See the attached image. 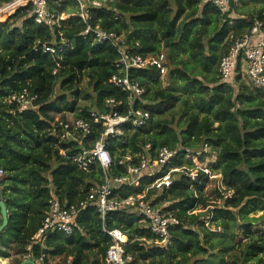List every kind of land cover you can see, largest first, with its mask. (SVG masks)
<instances>
[{
    "label": "trees",
    "instance_id": "16d2710c",
    "mask_svg": "<svg viewBox=\"0 0 264 264\" xmlns=\"http://www.w3.org/2000/svg\"><path fill=\"white\" fill-rule=\"evenodd\" d=\"M11 1L0 0V7ZM98 1L99 7L89 4L90 25L124 34L126 44L137 47L144 57L166 51L164 75L154 66L131 72V78L145 88L142 101L134 106L141 103L150 111L149 124L137 129L124 126V142L108 138L115 161L110 169L99 165L90 172L81 169L75 157L77 143L58 133L51 112L68 109L67 93L60 89L80 71L86 74L92 94L86 95L91 106L77 117L87 118L91 110L112 111L107 99L122 101L119 110L125 113L128 94L111 81L119 72L114 65L118 51L96 44L92 35L83 38L87 23L79 16L77 0H49L48 8L57 17L69 14L53 26L36 22L31 3L10 16L15 4L1 10L0 19H5L0 21V168L7 175L0 180V199L6 203L9 222L0 232V257L9 258L11 264L28 258L41 264L39 258L45 253L62 261L71 259V264H104L113 244L106 228L126 234L124 250L138 263L264 264V236L252 230L261 217L250 216L264 211V92L236 73L231 82L223 81L218 68L230 32L241 35L256 19L264 29V0H240L226 13L197 0ZM236 9L241 17L230 25ZM41 43L62 50L45 53ZM164 76L167 86L162 83ZM25 88L37 94V107L18 110L8 98ZM102 132L103 127L95 125L93 136ZM205 145L210 152L203 151ZM163 146L179 150L171 164L178 170L170 188L157 192L146 178L147 186L123 185L114 193L119 199L144 193L153 204L168 202L165 210L180 219L171 231V244L159 243L132 209L111 211L102 220L93 205L79 214L72 234L49 231L33 240L52 198L68 205L91 200L93 184H102L106 175L127 173V166L119 164L122 156L131 154L137 163ZM189 149L200 152V161L212 151L217 153L195 179L190 173L196 166L184 159ZM208 170L220 172L226 193H233L226 197L217 190L219 205L204 193ZM239 233L248 238L244 248L235 243Z\"/></svg>",
    "mask_w": 264,
    "mask_h": 264
},
{
    "label": "built area",
    "instance_id": "2783aa9c",
    "mask_svg": "<svg viewBox=\"0 0 264 264\" xmlns=\"http://www.w3.org/2000/svg\"><path fill=\"white\" fill-rule=\"evenodd\" d=\"M59 3L60 0H52ZM200 4L210 3L215 6L221 13H226L231 10L233 4H238L240 0H197ZM80 5L79 16L87 23V27L82 33L84 39L92 35L94 42L101 46L111 45L119 54L115 62V67L118 73L111 77L112 83L127 92V110L121 113L119 107L123 104L122 101L115 99H107L105 104L112 108V111L101 112L91 110L89 117H76L66 119L58 124L59 134L71 142L78 145L76 160L81 169L90 172L93 165H99L104 170L111 168L115 164L114 158L109 149L108 138H117L124 142L126 129L124 126L130 125L132 129L143 128L149 124L151 113L141 103L137 107L134 102L142 98L145 94L144 86L137 80L131 78V72L135 69H144L150 66L156 67L161 75L166 73V55L161 52L157 55L144 57L138 52L137 47H131L126 44L124 34H117L114 31H109L99 25L92 26L89 24L91 18L89 4L96 7L101 6L98 0H77ZM15 4L12 8L23 7L32 4V14L37 23H46L53 26L59 19H65L69 14H62L57 17L50 12L48 5L49 0H13L5 4L0 10ZM11 10V12H12ZM11 15V14H10ZM9 15V16H10ZM8 17V16H7ZM116 19L120 18L118 14ZM235 19L231 18L229 24L232 25ZM228 49L221 57L219 63V73L223 81L231 82L234 78L238 67L242 65L243 72L249 79V83L264 92V29L263 24L258 19L250 29L237 35L230 32L228 35ZM40 44V41H38ZM42 50L45 53L56 54L62 48H56L55 45L41 43ZM37 94H32L25 88L20 92L13 93L9 96L8 102L14 104L18 110L34 109L37 107ZM57 122V121H55ZM95 125L103 127V132L97 138L93 136ZM149 148L150 145H147ZM203 151L210 152V147L205 145ZM179 153L178 149H173L168 146L159 147L154 156H142L138 162L133 161L131 154H125L119 160V164L127 166V173L122 176H105L102 184H93L90 187V199L81 201L78 204H62L57 198H52L49 202L48 210L42 222V226L34 235L33 240H38L49 231H60L67 235L73 233L77 223V217L88 206H95L98 215L102 220H105L107 214L114 210L132 209L133 212L141 219L142 223H146L151 233L157 238V241L165 247L171 244V231L180 224V219L172 212L165 210V203L161 205L153 204L152 201L146 199L145 194H133L127 198H118L115 195V190L119 187L126 186H147L145 179L150 181V187L160 192L167 190L173 184V172L178 168L171 166ZM199 151L189 149L185 154V160L192 163L197 169L199 163ZM199 171H191V179L198 177ZM6 171L0 168V180L6 177ZM233 193H225L229 197ZM94 200V201H93ZM107 232L113 244L108 248L104 264H146L136 262L132 254H127L124 250V245L127 242L126 234L120 229L108 230ZM31 245L28 246V249ZM48 259V262H46ZM39 262L41 264H71V259L62 261L59 258H52L45 253H42Z\"/></svg>",
    "mask_w": 264,
    "mask_h": 264
},
{
    "label": "rangeland",
    "instance_id": "374dc122",
    "mask_svg": "<svg viewBox=\"0 0 264 264\" xmlns=\"http://www.w3.org/2000/svg\"><path fill=\"white\" fill-rule=\"evenodd\" d=\"M2 7H0V8H2ZM7 9H8V7H5L2 10H7ZM16 9H17V7L15 9H13L10 14L14 13ZM0 12H1V10H0ZM1 14H3V13H1ZM232 16L235 18H239V17H241V14H239L237 9H236L232 12ZM4 19H0V21H2ZM226 51H227V49L225 51L223 50L222 54H223V52L225 53ZM164 52H166V51L164 50ZM222 54H221V56H222ZM239 67H240V69L236 71V76L241 75L242 81L249 85L250 81H249L248 77L246 76V74L243 72L242 65H240ZM166 76L161 78L164 86L168 85V82L166 81ZM235 82L236 81H234V85H236ZM60 90H61V93H65V92L67 93V97H68L69 102H68V109L65 108L64 110H62L60 112L59 111L51 112L52 118L55 121H57L58 123L66 120V119L76 118L78 115V112L81 109H84L85 107L91 106L90 97L86 96V95H91L92 89L89 85V81H88V78H87L85 73L80 72V71H76L72 83L69 85L63 86V88H61ZM56 99L58 100V104L61 107H64V105H65L64 102L60 101L59 97L58 98L56 97ZM56 126L58 127V125H56ZM54 127H55V125H54ZM52 132H53V130H52ZM216 158H217V153L212 151L211 154L206 156L203 161H199L197 169H193V171H196V170L199 171L202 169L206 170L207 165L209 163H213L216 160ZM217 190H219L223 193H226L222 175L218 171H214V172L209 171V181H208L207 186L204 190V193H205L206 197L211 199V201H212L211 203H215V204L217 203V205H219L221 203V198L218 196ZM165 203H168V202H165ZM210 208H213V206H211ZM250 216L251 217H254V216L255 217H261L258 225H254L252 227V230L257 231L258 234H261L264 236V211H257L256 210V211L250 213ZM212 229H215V228L212 227ZM247 241H248V238H246L243 233H239V235L235 238V243L236 244L242 243V245H243L242 248L245 247V244L247 243ZM9 249L10 248H7L6 250L10 251ZM234 251L236 252V250H234ZM9 260L7 259V260L2 261V259H0V264H7L9 262H6V261H9ZM10 263H11V260H10Z\"/></svg>",
    "mask_w": 264,
    "mask_h": 264
},
{
    "label": "water",
    "instance_id": "95a60500",
    "mask_svg": "<svg viewBox=\"0 0 264 264\" xmlns=\"http://www.w3.org/2000/svg\"><path fill=\"white\" fill-rule=\"evenodd\" d=\"M0 212L2 216V223L0 224V232H2L7 227L8 222H9L8 209L3 199H0ZM27 263L35 264L34 261L30 258L25 259L22 264H27Z\"/></svg>",
    "mask_w": 264,
    "mask_h": 264
},
{
    "label": "crops",
    "instance_id": "0c3cea01",
    "mask_svg": "<svg viewBox=\"0 0 264 264\" xmlns=\"http://www.w3.org/2000/svg\"><path fill=\"white\" fill-rule=\"evenodd\" d=\"M15 11H16V10H15ZM9 14H10V13H9ZM9 14H8V15H9ZM6 16H7V15H6ZM232 18L234 19L235 17H232ZM0 259H2V261L7 260V259L9 260V258H2V257H0ZM6 262H9V263H10V260H9V261H6ZM9 263H7V264H9ZM10 264H11V263H10Z\"/></svg>",
    "mask_w": 264,
    "mask_h": 264
},
{
    "label": "clouds",
    "instance_id": "9594fccd",
    "mask_svg": "<svg viewBox=\"0 0 264 264\" xmlns=\"http://www.w3.org/2000/svg\"><path fill=\"white\" fill-rule=\"evenodd\" d=\"M12 14H13V13H12ZM227 40H228V39H227ZM227 49H228V48H227ZM224 54H225V53H224ZM224 54H223V55H224Z\"/></svg>",
    "mask_w": 264,
    "mask_h": 264
}]
</instances>
